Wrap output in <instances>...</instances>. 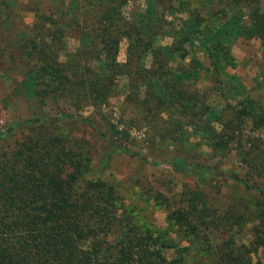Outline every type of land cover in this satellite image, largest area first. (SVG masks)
Here are the masks:
<instances>
[{"label": "trees", "instance_id": "obj_1", "mask_svg": "<svg viewBox=\"0 0 264 264\" xmlns=\"http://www.w3.org/2000/svg\"><path fill=\"white\" fill-rule=\"evenodd\" d=\"M28 1L33 2L31 23L20 13ZM34 1L0 0V47L7 40L6 46L22 61L17 91L40 106L55 108L53 115L41 114L22 125L80 122L97 132L109 155L145 162L124 142L134 140L130 126H120L102 112L116 82L124 78V101L139 110L132 119L139 128L156 129L159 137L164 134L163 142L175 147L184 146L187 131L204 138L208 152L171 155L169 164L176 173L226 178L264 195V95L249 96L241 85L228 88L212 66L206 71L211 80L223 84L218 94L225 100L215 110L208 102L211 91L190 88V78L198 70L172 65L171 58L184 61L187 46L195 39L211 52L223 51L218 44L223 39L239 36L259 39L264 56V0H202L221 5L211 14L226 18L202 37L195 33L199 19H184V27L176 31L166 25L171 0H145L146 10L133 11L129 19L123 15L126 0H50L45 8ZM162 24L167 27L161 28ZM164 34L173 38L167 48L158 44ZM70 38L77 45L68 53ZM119 38L127 40L124 62L116 56ZM147 53L149 65L143 62ZM192 59L194 66L201 63L196 56ZM258 85L259 91L264 90V76ZM239 86L245 96L236 99L231 93ZM89 107L101 112L98 121L93 114L84 115ZM76 143L60 133L37 131L1 152L0 264H185L182 256H169L171 244L161 232L133 220L113 184L86 177L90 152ZM231 155L239 168L225 167L223 160ZM211 156L220 158L211 163ZM152 196L165 204L170 221L204 241L222 224L232 227L244 222L243 213L213 211L199 189L171 197L154 189ZM260 216L264 225V213L255 217ZM254 229L260 232L257 226ZM233 237L213 246L209 264H261L253 263L248 257L252 249L236 244ZM253 243L263 245L264 239L256 234Z\"/></svg>", "mask_w": 264, "mask_h": 264}, {"label": "rangeland", "instance_id": "obj_2", "mask_svg": "<svg viewBox=\"0 0 264 264\" xmlns=\"http://www.w3.org/2000/svg\"><path fill=\"white\" fill-rule=\"evenodd\" d=\"M28 2L27 5H22L20 13L24 16L26 23H31L34 16L31 9L33 2ZM34 2H40L42 7L45 8L50 0H35ZM171 2L173 8L170 12L165 13V20L170 23L166 25L173 26L175 31L184 27V19H199L200 22L195 33L202 37L211 31L214 25L220 24V21L226 19H217L216 16L211 14L212 10L222 8L217 3L207 5L202 0H171ZM224 8L226 9V7ZM138 10H146L145 0H126L123 6V15L129 19L132 12ZM229 10L228 7L227 13ZM243 20L247 22L246 17ZM166 25L162 24L161 28L167 27ZM217 39L219 37H215V40ZM228 39H223L222 43H218L222 46L223 51L212 49L211 44L209 49L212 50L210 52L199 43L198 39H195L192 46H187L189 53L184 61L178 62L179 59L176 60L174 59L176 57H171L172 65L180 66L182 64L183 67L198 70V74L190 78V88H196L200 93L203 89L211 91L208 102L215 110L224 106L225 100L220 98L218 94L223 84L211 80L209 72L206 71V68L211 70L212 66H215L218 70L217 79L220 82L227 83L228 88L232 89L233 85H241L248 90L247 94L249 96L259 99L264 95V90L259 91L258 89V84L264 76V56L261 41L240 36ZM172 40L171 36L164 34L158 39V44L167 48ZM6 43L7 40L3 41V47H0V134L10 127L12 129L0 138V154L5 150L12 149L17 142L23 140L26 136L36 134L37 131L60 133L63 137L70 139L74 146L78 145L76 142H79L84 150L90 152L87 155L90 158V167L85 174L87 178H103L113 184L116 192L121 197V202L133 216V220L140 226L148 225L163 234L164 238L171 244V247L167 250L169 256H182L185 264H209L210 259H213L209 252L213 250V246L217 242L224 243L231 236H234L236 244L242 243L252 249L248 257L253 263L260 262L264 264V244L260 246H255V243L252 244L256 234L261 235L264 239V225L261 224V216L259 218L255 217L259 212L264 213V195L247 190L226 178L179 174L169 164L172 161L171 155L185 154L192 156L199 150L208 152L209 150L201 134L187 131L183 137L185 139L184 146L175 147L172 144L163 142V139H165L164 134L159 137L156 129L143 126L139 128V125L132 120L140 115L139 110L124 101V78L116 82L113 93L109 98V105L103 108L102 112L108 114V117L113 122L119 123L120 126H130L129 131L134 140L124 142L130 149L138 151L146 159L145 162L126 155H109V149L102 138L97 135V132L91 126L80 122L57 121L54 124L46 122L44 125L24 126L21 123L27 119L40 117L41 114L53 115L55 108L40 106L35 100L29 99L17 91L16 84L21 79L19 67L22 61L16 58V52L9 45L6 46ZM76 45L77 41L70 38L67 52H72ZM116 46L117 60L124 62L127 40L119 38ZM10 52L14 53V58H12ZM195 56L201 62L196 66H194L192 59ZM62 59H64V56H62ZM143 62L146 65L150 64V53L143 57ZM240 88V86L237 89L233 88L231 93L234 94L236 99L237 96H245V92L240 91ZM227 96L230 100L234 99L229 94ZM83 113L84 115L93 114L91 117L94 118L101 112L94 113V108L89 107ZM98 119V116H96L97 121ZM218 158L220 156H211L210 162H215ZM157 160H162V164H153ZM223 161L226 168H239V163L233 155ZM154 189H159L170 197L172 194L183 190L199 189L206 194L213 211L225 215L233 212L243 213L244 222L232 227L226 223L218 226L217 230H212L208 234L211 236L209 240L204 241V239L194 238L186 234L182 227L170 221L165 204L153 198L152 191ZM255 226L259 228L260 232L255 231ZM209 241L211 246H207Z\"/></svg>", "mask_w": 264, "mask_h": 264}]
</instances>
